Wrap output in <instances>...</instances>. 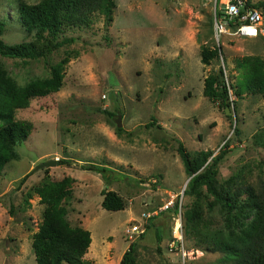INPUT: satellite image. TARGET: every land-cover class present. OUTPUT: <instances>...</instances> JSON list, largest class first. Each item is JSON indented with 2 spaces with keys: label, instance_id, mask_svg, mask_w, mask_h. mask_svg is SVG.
<instances>
[{
  "label": "rangeland",
  "instance_id": "obj_1",
  "mask_svg": "<svg viewBox=\"0 0 264 264\" xmlns=\"http://www.w3.org/2000/svg\"><path fill=\"white\" fill-rule=\"evenodd\" d=\"M18 1L0 0V38L7 43L32 37L17 20ZM113 1L110 21L94 11L86 25L63 26L57 39L73 40L42 57L0 55L7 72L22 84L46 76L49 64L65 50L77 53L66 62L57 90L31 98L15 112L32 127L26 139L14 141L17 157L0 170V264L33 263L31 233L43 204L35 193L26 197V192L62 176L71 184L67 218L90 233L84 258L119 264L121 253L133 242L134 264H231L201 241L213 232L228 231L225 213L217 205H203L200 218L184 228L183 211L193 197L181 191L187 176L175 146L177 139L190 151L216 152L223 145L227 151L218 180L238 174L251 183L264 178L263 98L241 93L227 114L201 92L203 77L217 73L220 60L229 82L237 74L234 57L255 53L264 60V0H248L263 14L256 36L223 35L218 43L212 14L223 0ZM217 44L218 54L201 63V46L211 49ZM151 118L154 124L145 125ZM48 158L54 164L33 168ZM81 165L106 169L96 173ZM102 188L115 191L123 208L102 207ZM145 213L150 216L145 218ZM133 224L142 230L131 232Z\"/></svg>",
  "mask_w": 264,
  "mask_h": 264
},
{
  "label": "trees",
  "instance_id": "obj_2",
  "mask_svg": "<svg viewBox=\"0 0 264 264\" xmlns=\"http://www.w3.org/2000/svg\"><path fill=\"white\" fill-rule=\"evenodd\" d=\"M245 5L260 8L248 0H245ZM113 6V0H19L16 5L17 20L32 37L27 41L11 43L0 38V55L21 60L42 57L46 52L73 40V37L57 39L63 26L86 25L94 11L101 13L108 22L111 20ZM261 6L263 9L264 2H261ZM215 11L219 13L218 9ZM3 25L4 21L0 19V33ZM218 47L216 45L208 49L201 46L200 62L208 63L210 58L218 54ZM76 54L75 50H65L59 59L49 64L46 76L32 78L22 84L13 79L0 61V170L6 161L17 157L13 148L14 141L26 139L32 127L28 119L15 116L16 110L27 106L35 96L57 90L66 62ZM233 67L237 74L229 84L234 95L258 93L264 100L263 58L255 53L241 54L234 57ZM222 74L221 66L217 73H207L202 79L201 92L224 110L225 107L229 109L230 104ZM154 121L155 118H151L145 125L154 124ZM175 149L188 177L182 193L193 197L183 211L184 228L200 218L203 205L208 209L217 205L225 213L224 221L228 231L213 232L202 237L204 248L221 252L223 258L231 260V264H264V178L259 176L251 183L244 181L238 174L218 180V166L227 151L223 145L216 152L209 148L190 151L177 139ZM69 161L59 159L57 162ZM81 166L96 173L106 169L93 165ZM32 192L43 204L37 229L31 233L32 264H99L83 257L91 243L89 230L71 224L67 218L65 202L71 196L69 177L42 181L27 191L26 197H31ZM100 193L102 207L123 208L122 199L112 189L102 188ZM235 226H238L236 232ZM154 231L156 248L159 250L160 233L157 228ZM133 249L134 243L130 242L121 253L119 264H134Z\"/></svg>",
  "mask_w": 264,
  "mask_h": 264
},
{
  "label": "built area",
  "instance_id": "obj_3",
  "mask_svg": "<svg viewBox=\"0 0 264 264\" xmlns=\"http://www.w3.org/2000/svg\"><path fill=\"white\" fill-rule=\"evenodd\" d=\"M218 10L219 13H216L214 10L212 14L213 36L217 43L223 35L254 37L261 30L263 24V14L261 9L253 5H245V0H223V5L221 8H218ZM220 66L223 70L222 77L226 88L227 100L230 106H232V101L234 100L235 95L233 93L232 87L229 84V81L227 80L224 64L221 60ZM149 216L150 213L144 214L145 218ZM130 231L136 233L140 232L138 231L136 224L132 225ZM178 235L179 233H177L176 236ZM180 249L181 255L183 257L184 250L182 247Z\"/></svg>",
  "mask_w": 264,
  "mask_h": 264
},
{
  "label": "water",
  "instance_id": "obj_4",
  "mask_svg": "<svg viewBox=\"0 0 264 264\" xmlns=\"http://www.w3.org/2000/svg\"><path fill=\"white\" fill-rule=\"evenodd\" d=\"M230 110L231 109H228L227 107H225L224 108V111H225V113H230ZM232 112V111H231ZM115 124L117 125V126H119L120 125V120H119V115H117L116 116V118H115ZM54 159H45V160H42L41 162H39V163H37L36 165H34V167L33 168H39V167H43V166H47L48 164H54ZM187 179H188V177H187ZM187 179H186V181H187ZM186 181H185V183H186ZM184 183V184H185ZM183 187H184V185H183ZM183 187H182V189H183ZM182 191V190H181Z\"/></svg>",
  "mask_w": 264,
  "mask_h": 264
}]
</instances>
